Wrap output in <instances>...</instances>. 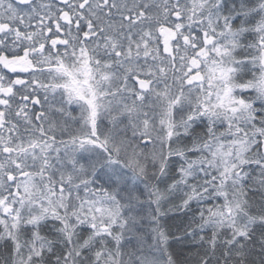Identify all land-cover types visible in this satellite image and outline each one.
I'll return each mask as SVG.
<instances>
[{
	"label": "snow or ice",
	"instance_id": "6c2138e0",
	"mask_svg": "<svg viewBox=\"0 0 264 264\" xmlns=\"http://www.w3.org/2000/svg\"><path fill=\"white\" fill-rule=\"evenodd\" d=\"M0 264H264V0H0Z\"/></svg>",
	"mask_w": 264,
	"mask_h": 264
}]
</instances>
